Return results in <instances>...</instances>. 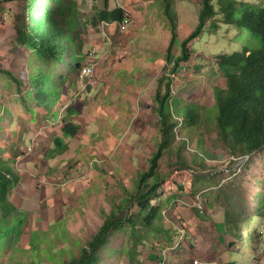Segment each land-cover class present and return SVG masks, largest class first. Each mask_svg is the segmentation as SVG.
<instances>
[{
	"label": "rangeland",
	"instance_id": "1",
	"mask_svg": "<svg viewBox=\"0 0 264 264\" xmlns=\"http://www.w3.org/2000/svg\"><path fill=\"white\" fill-rule=\"evenodd\" d=\"M107 1L127 10L133 24L125 33L109 38L95 37L88 32L90 25L83 24L79 42L82 53L89 55L87 60L107 53L95 68L93 84L81 81L76 71L64 83L57 80L46 101L32 97L23 103L16 86L0 74V169L17 180L10 200L27 212L19 244L1 251L0 264L33 262L36 256L31 246L41 250L44 264H55L48 252L60 258L59 251L66 248V258L70 252L77 255L102 224L104 213L109 214L135 190L159 142L154 101L157 80L164 66H171L179 56L181 41L197 26L202 0H139L144 3L135 8V20L133 9L123 0ZM76 2L81 19L89 22L86 14L92 4L103 6L104 0ZM213 4L219 11V0ZM22 14V1L0 5V69L28 78L27 55L14 50ZM169 17L175 21L178 38L168 63ZM204 31L189 43L191 57L181 64L171 87L179 106L202 107L204 121L195 134L184 131L176 138L159 167L161 175L175 169L183 180L202 178L199 192L183 191L164 200L163 224L172 230L174 245L151 237L138 246L133 260L127 253L133 246L130 237L117 233L110 238V250L103 251L100 264H193L196 260L201 264H264V150L239 164L207 122L214 105L211 74L216 70L215 60L239 50L247 37L223 24L221 14L211 17ZM61 71L68 73L66 67ZM63 120L79 125L77 136L62 132ZM56 138L62 143H55ZM182 138L186 140L182 156L190 166L184 170L175 168V149ZM199 147L206 151L205 162L195 164Z\"/></svg>",
	"mask_w": 264,
	"mask_h": 264
},
{
	"label": "trees",
	"instance_id": "2",
	"mask_svg": "<svg viewBox=\"0 0 264 264\" xmlns=\"http://www.w3.org/2000/svg\"><path fill=\"white\" fill-rule=\"evenodd\" d=\"M17 1L23 2V14L22 23L17 28L14 50L27 55L26 64L30 71L28 78H19L5 69H0V74L16 86V92L23 103H27L32 97L39 102L46 101L57 80L66 82L70 73L74 74L86 63L89 55L82 53L83 46L79 42L84 23L95 26L97 19L106 22L123 20L122 9L115 7L108 10L107 0H104L103 9L92 4L95 18L91 23L81 19L76 0H0V5ZM219 8L216 11L213 0H202L197 26L181 41L179 56L171 66H164V72L157 80L154 101L159 142L151 153L147 169L139 174L135 190L127 194L122 203L109 214L104 213L102 224L79 247L77 255L70 252L66 258V248L59 251L60 258L48 252V258L55 261V264H100L103 251L110 250V238L117 233L130 237L133 246L127 253L133 260L138 246L150 241L151 237H162V241H166L169 246L175 244L172 230L163 224L166 210L164 200L183 191L196 194L202 178L197 176L186 181L179 177V170L175 169L161 175L160 162L167 153H171L179 135L184 131L195 134L200 130L204 119L199 105L176 104L174 100L178 98L172 94L171 87L178 79L181 64L188 62L191 57L189 43L205 33L207 21L216 14H221L223 24L234 27L238 34H244L247 41L239 50L220 54L215 60L216 70L211 74L214 77V105L208 110L207 122L216 133L217 140L237 162L242 159L247 161L254 153L264 150V0L254 3L219 0ZM169 20L172 37L166 53L168 63L178 38L175 21L170 17ZM210 27H215V24ZM62 67H66L68 73L59 72ZM63 123V133L77 136L80 130L77 123L71 120H63ZM202 139L199 135L198 140ZM182 141L175 149V168L184 170L190 166L182 156L186 140L182 138ZM55 143L62 142L56 138ZM205 153L199 147L194 163H204ZM16 184L17 180L10 172L0 169V257L1 251L7 246L16 248L22 227L27 221V212L17 209L10 200L12 188ZM232 201V198L227 197L228 203ZM133 208H136L135 212H131ZM231 245L232 243L229 247ZM31 250L36 258L29 264H44L41 250L36 246H31Z\"/></svg>",
	"mask_w": 264,
	"mask_h": 264
},
{
	"label": "built area",
	"instance_id": "3",
	"mask_svg": "<svg viewBox=\"0 0 264 264\" xmlns=\"http://www.w3.org/2000/svg\"><path fill=\"white\" fill-rule=\"evenodd\" d=\"M122 11H123V20L121 22H106V21H99L98 25L100 26L101 30L105 31L107 28H115L116 30H118L120 33H125L133 24V19L132 16L130 15V13L125 10L123 7H121ZM90 56H92L90 54ZM105 58H107V53H105L104 55H101L100 57H95V58H89L87 60V63L83 64L82 67L77 70L78 71V77L81 79V81L86 80L87 81V85L89 84H93V77L95 75V68L98 65V62H100L101 60H104ZM93 61V62H92ZM96 61V62H95ZM29 151H32L29 149ZM245 159L240 160L239 164L241 163H245ZM198 209L200 211L203 212V206L201 203L198 204ZM166 262L164 261V264ZM167 264V263H166ZM193 264H201L199 263L197 260L193 262Z\"/></svg>",
	"mask_w": 264,
	"mask_h": 264
},
{
	"label": "crops",
	"instance_id": "4",
	"mask_svg": "<svg viewBox=\"0 0 264 264\" xmlns=\"http://www.w3.org/2000/svg\"><path fill=\"white\" fill-rule=\"evenodd\" d=\"M125 3V4H124ZM144 2H140L139 0H123L122 1V4H124V5H130V7L133 9V12H134V15H135V18H134V20L137 18V14H136V7H140V5H138V4H143ZM108 4V6H107V9L108 10H111V9H113V8H115L114 6L112 7L110 4H109V2L107 3ZM94 5H96V4H94ZM92 7V6H91ZM91 7H90V11L88 12V14H86L88 17V21L91 23L92 22V19L93 18H95V15H94V12H93V10L91 9ZM96 7H99L100 9H103V7L101 6V5H96ZM121 8V7H120ZM134 15H133V17H134ZM98 19H97V24L95 25V26H92L91 24H89L90 25V29L88 30V32H93L94 34H95V37H98V36H102V37H107V38H109L108 37V35L110 36V37H112L113 35H115L116 36V33L118 34H123V33H120L118 30H116L115 28H107L105 31H103V30H101V28H100V26L98 25ZM88 22V23H89ZM135 22V21H134ZM136 24L138 25V23H137V21H136ZM96 30V31H95ZM96 32V33H95ZM110 41H111V45H113V40L112 39H109ZM14 190H15V188H14ZM177 246V245H176ZM232 246V245H231ZM234 264V263H233Z\"/></svg>",
	"mask_w": 264,
	"mask_h": 264
}]
</instances>
